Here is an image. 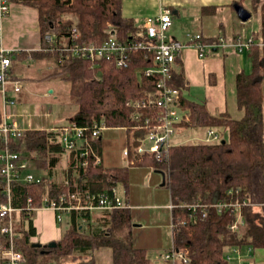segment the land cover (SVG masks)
I'll list each match as a JSON object with an SVG mask.
<instances>
[{"label":"trees","instance_id":"obj_1","mask_svg":"<svg viewBox=\"0 0 264 264\" xmlns=\"http://www.w3.org/2000/svg\"><path fill=\"white\" fill-rule=\"evenodd\" d=\"M35 8L39 13L42 49L33 57L54 56L57 76L70 84V102L78 107L69 119V125L91 127L105 121L107 128H127L132 132V147L148 130L144 122L141 129H132L133 116L138 110L127 105L129 100L147 98L155 93L157 78L146 77L144 72L153 65V58L144 51L131 53L127 68H117L111 61H99L93 66L83 59L60 60L57 51H44L49 45L47 34H55L66 41L101 44L105 29L112 25L124 43L147 42L144 26L123 16L124 0H14ZM250 2L251 13L259 14L260 29L252 33L254 44L247 53L251 72L242 71L236 77L238 108L244 111L241 120L227 114L212 115L206 105L188 101L182 95V108L189 111L184 128L214 129L224 131L227 137L216 143H183L172 145L168 154L157 161L154 155L136 158V166H146L164 174L170 193L172 246L187 253L189 264H229L226 256L234 248L264 249V0H238L231 6ZM215 9L204 8L209 14ZM71 15L76 22L68 18ZM73 29L76 33L73 34ZM61 42V40H60ZM218 39H204L205 44H217ZM22 54V53H21ZM11 58V62H12ZM181 74H174L170 85L183 93ZM180 78V79H179ZM150 111V110H149ZM144 112V111H143ZM149 112H144V118ZM2 119L0 117V123ZM144 124V125H143ZM62 128L56 130H30L23 139H11L10 148L34 162L43 172L39 184L14 182L11 186L12 206L25 209L28 205L41 207L44 199H58L64 194L103 193L122 185L128 187L127 168H106L101 163L81 166L83 160L75 152H67L62 143ZM225 141V143H223ZM100 151V141L95 142ZM5 144L0 140V151ZM67 166L62 169L63 159ZM139 160V161H137ZM63 174L60 180L58 176ZM5 181L0 177V201L4 197ZM245 199L259 207L243 210L244 224L233 232L231 212L219 214L214 208L205 211L199 207L192 213L188 206L213 204L221 200ZM28 201H31L28 203ZM206 212V216L203 214ZM35 212L16 214L18 237L16 250L24 256L21 264H97L96 252L108 248L112 264H155L144 248L136 246L134 235L129 232L121 238L114 233L124 226H131L130 209L108 212L109 227L102 233H85L80 218L90 213L73 212L61 240L55 247L44 245L35 248L37 236L33 223ZM8 220L0 216V224ZM8 245V238L0 232V253Z\"/></svg>","mask_w":264,"mask_h":264},{"label":"built area","instance_id":"obj_2","mask_svg":"<svg viewBox=\"0 0 264 264\" xmlns=\"http://www.w3.org/2000/svg\"><path fill=\"white\" fill-rule=\"evenodd\" d=\"M14 0H0V22L10 13V7ZM243 23V22H242ZM246 24V23H243ZM173 25L170 11L163 10L158 16L148 18L144 23L147 42L130 41L124 43L119 40L117 30L108 24L104 33L106 39L101 44L96 43H80L73 39L70 42L65 38H58L55 34H47L45 41L49 45L44 51L47 53L57 51L60 60L83 59L89 61L96 66L99 61H111L117 68H127L131 61V53L136 51H144L153 58V65L148 68L144 75L146 77L157 78V88L155 93L147 98L129 100L127 105L137 113L133 116L135 125L132 129H141L142 122L147 127V134L137 140L138 145L135 146V160L146 154L154 155L157 161H161L168 154L169 148L172 146L171 140L173 135L183 122L189 120V112L182 108V94L180 90L170 85L173 78V71L177 60L188 47L197 50L200 57H205L213 49L234 48L240 55L248 53L254 44L252 35L245 36L238 34L233 40L226 41L223 38L218 39L217 44H205L202 35H192L189 42L182 43L171 39L169 31ZM73 34L76 29H73ZM61 40V42H60ZM14 53L5 50L2 46V33L0 29V92L5 94V85L7 83V74L11 67V58ZM15 91L21 89L19 82H14ZM150 110V111H149ZM148 111L149 115L144 118V112ZM11 115L6 111L1 116L0 123V140L5 144V148L0 151V177L5 181L4 197L5 201H0V216L8 220L6 225L0 224V232L7 236L8 245L1 250L0 264H21L24 256L16 250V239L18 233L16 226L19 221L15 218L16 214L32 212L38 213L44 210H51L55 213L57 223L64 222L65 217H70L73 212L87 213L93 211L111 212L121 209H130L126 203L117 194L116 188L103 193H86L83 194H64L58 199H44L41 207L34 208L27 206L25 209H16L12 206L11 186L14 182L24 184H39L42 177H35L31 173V169L35 168L34 162L30 159L22 157L21 154L10 148V140H21L25 136L24 130H21L15 122H9ZM143 124V125H144ZM61 143L67 152H75L79 159L83 162V168L88 167L90 160H94V165H100L102 159L99 151L96 149L95 142L98 141L104 131L107 130L105 121L96 122L91 127H79L69 125L62 129ZM222 140V136L214 129L207 130V136L201 139L205 143H216ZM124 156H129V151L124 152ZM36 169V168H35ZM31 201H28L30 203ZM175 207L173 203L170 205L172 210ZM214 208L219 214L231 212L234 220L230 224L233 232L239 230L244 224L243 210L246 207H259L245 199L237 200H221L213 204H197L188 206L192 213L197 208ZM206 216V212L203 217ZM85 221V218H80ZM172 227V226H171ZM226 259L228 262H241L242 255L239 248L232 249ZM234 253V255H232ZM161 264H189L190 260L184 251L175 249L173 246L157 257Z\"/></svg>","mask_w":264,"mask_h":264},{"label":"crops","instance_id":"obj_3","mask_svg":"<svg viewBox=\"0 0 264 264\" xmlns=\"http://www.w3.org/2000/svg\"><path fill=\"white\" fill-rule=\"evenodd\" d=\"M237 1L124 0L122 13L124 17L135 20L136 25L144 26L148 18L156 17L163 10H168L173 20V25L169 31L171 39L187 43L190 36L199 34L204 39L223 38L231 42L238 34L248 36L257 31L249 32V22L243 24L238 18L231 6ZM246 5L251 6L249 1H246L243 7L245 8ZM212 7L215 12L202 13L204 8ZM0 29L3 48L14 53L12 55L14 59H12L11 67L7 74L5 94L3 95L0 92V117L6 111L11 115L9 122H15L24 131L56 130L69 126V119L63 123L54 117L52 107L45 103L33 102L32 100L34 97H38L41 100L50 94H54L55 87L59 85L57 81L61 80L57 76H52L56 70V59L54 56L33 57L32 55L40 52L43 47L38 10L13 1L10 13L0 22ZM246 57L247 53L240 55L234 48L229 47L213 49L205 57H200L195 48L188 47L177 60L173 76L175 74L177 76L176 81H178V75L180 76L181 74L182 95L188 101L206 105L212 115L227 114L234 120H241L244 117V111L240 110L237 105L236 77L242 71L245 72ZM18 63L21 65L26 64L27 67L34 65L37 70L36 76L34 78H25L22 71L16 72ZM14 82L20 83V91H15ZM35 85H39V88L35 89L33 87ZM49 90L51 91L49 92ZM186 111L189 112L188 110ZM183 128L180 126L178 130L182 132ZM207 130L205 129L206 136ZM206 136L196 134L194 138L202 139ZM103 139L102 133L99 139L100 151H102L101 144ZM178 144L183 143L180 142ZM126 150L129 151L127 158L124 156ZM123 151L124 160L128 159L129 163H132L135 160L134 150L130 151L124 148ZM129 165L130 167H137L136 165ZM146 168L152 171V168ZM155 173L162 177L160 172L155 171ZM125 193H128V187L125 189ZM127 198L125 202L129 204V198ZM46 212L50 214V222L39 221V224L37 220L33 222L37 234L34 241L38 240L39 227L43 228L44 234H42V241L39 242L42 245L58 242L62 238V233L55 225V213L51 210L40 211V213ZM17 221H19L18 218ZM64 221L67 223L69 217H65ZM80 222L85 233L99 234L108 230L109 215L108 212L93 211L90 212L89 218L85 219L84 222L80 220ZM44 225L48 228L47 230ZM132 227L133 231L128 229L124 234L136 232V229L144 230L142 224L136 225L135 219L132 220ZM240 251L243 264H264V249L244 247ZM155 259H157V256ZM235 263L239 264L236 260Z\"/></svg>","mask_w":264,"mask_h":264},{"label":"rangeland","instance_id":"obj_4","mask_svg":"<svg viewBox=\"0 0 264 264\" xmlns=\"http://www.w3.org/2000/svg\"><path fill=\"white\" fill-rule=\"evenodd\" d=\"M245 9L251 11V7L246 5ZM68 18L76 22L77 19L71 15ZM260 29V16L259 14H252L249 20L248 31L253 30L259 31ZM255 31V32H257ZM246 64L244 67L245 72H251L250 59L246 57ZM250 66H249V64ZM35 64V63H34ZM30 66V65H29ZM22 71L25 78H34L36 76L37 70L34 65L27 67L26 64H17L16 72ZM58 86L55 87V93L50 94L47 97L40 100L38 97H34L33 102H41L42 104H47L52 107L54 117L61 122H67L66 120L74 116L78 107L70 102V84L67 81L58 80ZM35 89L39 88V85L33 86ZM52 90V89H51ZM49 90V92L51 91ZM67 118V119H66ZM183 127V126H182ZM178 130L171 140V145H176L178 143H195L202 142L200 138H194L196 134L200 136H206V131L203 128H183L182 132ZM223 138L227 137V133L224 131L219 132ZM103 142L101 144L102 151H100V156L103 159V166L106 168H127L129 172L128 177V193H125V187L120 185L116 188L117 194L120 198L126 201L129 198V206L131 207V214L133 219L136 220V225H143L144 230L136 229L133 232L136 246L144 248L148 252L149 258L155 264H161V262L156 258L163 254L165 251L172 247V232H171V198L167 187L162 185L163 178L161 175L155 173V171L146 166L130 167L129 160H124L123 150L124 148L133 151L132 147V132L127 128H111L103 132ZM204 139V138H202ZM139 161V160H137ZM136 163V162H135ZM136 165V164H134ZM67 166L66 159L64 157L62 163V169ZM150 170V171H149ZM31 173L35 177H42L43 172L38 169L32 168ZM150 175V176H149ZM150 177V179H149ZM63 174L58 176V179H62ZM127 194V195H126ZM127 198V199H128ZM131 204V205H130ZM46 213H35L33 217V222L37 220L50 222V214ZM56 221V216H55ZM56 228L60 230L62 236L65 230L68 228V224L57 223ZM45 226V229L48 228ZM40 228V233L38 235L37 242L42 241L43 228ZM132 230L131 226H124L114 233V238H121L125 236L124 232L127 230ZM140 230V231H139ZM35 240V238L33 239ZM34 241V242H36ZM230 252H233L232 250ZM234 255V253H232ZM97 264H111L112 254L111 250L108 248L100 249L96 252ZM229 264H236L235 261L229 262Z\"/></svg>","mask_w":264,"mask_h":264},{"label":"water","instance_id":"obj_5","mask_svg":"<svg viewBox=\"0 0 264 264\" xmlns=\"http://www.w3.org/2000/svg\"><path fill=\"white\" fill-rule=\"evenodd\" d=\"M234 10L238 16V18L241 20V22L243 23H247L249 22V20L251 19L252 17V13L249 12L247 9H245L243 6L239 5V4H235L234 5ZM223 143H225V141H223ZM162 174V173H161ZM162 177H163V183L162 185L165 184V177H164V174H162ZM44 245H42L41 243H35L33 244V247L35 248H42ZM56 246V243L55 242H52V243H49L48 244V247L52 248V247H55Z\"/></svg>","mask_w":264,"mask_h":264}]
</instances>
